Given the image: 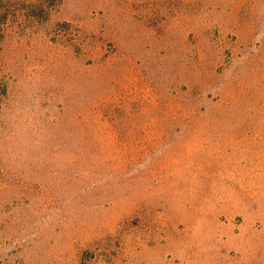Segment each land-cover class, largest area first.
I'll list each match as a JSON object with an SVG mask.
<instances>
[{
	"label": "rangeland",
	"instance_id": "374dc122",
	"mask_svg": "<svg viewBox=\"0 0 264 264\" xmlns=\"http://www.w3.org/2000/svg\"><path fill=\"white\" fill-rule=\"evenodd\" d=\"M0 264H264V0H0Z\"/></svg>",
	"mask_w": 264,
	"mask_h": 264
}]
</instances>
